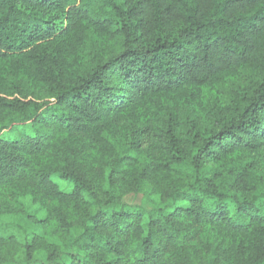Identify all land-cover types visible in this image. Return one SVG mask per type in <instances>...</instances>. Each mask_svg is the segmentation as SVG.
<instances>
[{"label": "trees", "instance_id": "16d2710c", "mask_svg": "<svg viewBox=\"0 0 264 264\" xmlns=\"http://www.w3.org/2000/svg\"><path fill=\"white\" fill-rule=\"evenodd\" d=\"M0 195V264H264V0H0Z\"/></svg>", "mask_w": 264, "mask_h": 264}, {"label": "rangeland", "instance_id": "374dc122", "mask_svg": "<svg viewBox=\"0 0 264 264\" xmlns=\"http://www.w3.org/2000/svg\"><path fill=\"white\" fill-rule=\"evenodd\" d=\"M217 91H206L205 95L207 99H210L212 97H215L217 95ZM10 195V191H4L3 195ZM3 195H0V204L3 203ZM19 199H23L21 196H18ZM9 201H11L13 204L14 202V198L12 196H9ZM122 203L127 205L128 207L132 209H136L138 207H141L147 211H150L153 209V204L152 202L143 194V193H138V192H125L122 195ZM19 206V204H18ZM7 217H11L13 218V216H7ZM212 235L211 233H209L206 230H203L200 234V237L198 240L194 241L192 246L194 247V249H197L198 247H201V245H203L204 243H206L207 241H213L214 238L212 239ZM52 241V240H51ZM194 249H192L191 251L194 253Z\"/></svg>", "mask_w": 264, "mask_h": 264}]
</instances>
